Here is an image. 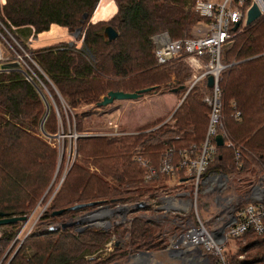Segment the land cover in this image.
I'll return each mask as SVG.
<instances>
[{
	"label": "trees",
	"instance_id": "trees-1",
	"mask_svg": "<svg viewBox=\"0 0 264 264\" xmlns=\"http://www.w3.org/2000/svg\"><path fill=\"white\" fill-rule=\"evenodd\" d=\"M99 1L3 3L4 15L16 27L32 25L35 32L47 31L53 24L69 30L81 27L79 47L60 40L32 48L34 59L51 81L43 77L49 92H54L51 93L54 100H60L58 91L66 104L75 108L96 102L108 90L135 91L152 86L151 90L157 91L162 85L169 86L174 79L171 80V73L176 85H185L189 74L185 63L178 57L158 63L151 36L159 30H167L172 37L189 34L190 28L202 18L194 10L195 0H114L117 9L109 19L89 21ZM248 4L249 1L245 6ZM84 12L88 17L83 18ZM263 19L264 14L246 26L237 25L231 45L223 51V60L232 63L222 70L219 78L221 121L227 141L233 144L217 145L208 170L234 176L251 171L256 165L264 170V57L260 55L264 39L255 32ZM107 24L117 31L116 38L110 40L104 35ZM207 86L208 80H204L187 91L174 110V125L165 122L149 129L150 123L135 134H83L85 128L78 114V156L53 192L50 208L39 218V222L49 226L32 229L16 247L13 238L18 221L5 224L0 236V258L12 243L9 249L12 254L5 264H111L122 259L130 248L149 250L161 246L154 223L140 215H134L130 227L125 229L129 232L126 242L115 245L107 256L91 254L99 252L112 231L96 227L75 230L78 224L51 228L50 224L61 223L67 217L108 202H138L141 204L138 208L143 210L141 199L150 193L151 182L170 176L160 171L163 162L176 165L182 149L198 148L205 140L210 106L202 99V92ZM185 90L186 86L179 91ZM48 98L21 71L0 70V210L10 215L31 210L42 194L51 193L61 173L56 167L57 147L39 135L55 136L58 129V116ZM47 104L48 111L42 120ZM236 111L238 116L234 115ZM30 124L37 125L38 133L28 130ZM138 142L139 153L149 160L148 167H142L134 158L132 149ZM236 149L240 155L235 157ZM63 163L65 155L60 160V165ZM150 168L156 172L150 180L145 179ZM92 200L101 202L52 214L55 209ZM260 203L264 209V200ZM244 236L249 238L238 252L230 255V259L225 255L229 264H264V230L257 232L250 227ZM242 252L246 254L244 259L238 256Z\"/></svg>",
	"mask_w": 264,
	"mask_h": 264
},
{
	"label": "built area",
	"instance_id": "built-area-1",
	"mask_svg": "<svg viewBox=\"0 0 264 264\" xmlns=\"http://www.w3.org/2000/svg\"><path fill=\"white\" fill-rule=\"evenodd\" d=\"M247 1H249V4L245 6ZM254 1L257 2L263 12L264 0H195L194 9L202 17L194 25V32L196 34L172 37L167 30H159L151 36L153 52L158 63L178 57L182 59L189 69V78L185 81L184 85L186 86V91L182 99L192 86L208 80L210 75L213 77V84L207 86L208 89L202 92V99L210 106L205 140L198 148L185 147L182 149L181 159H179L176 165L164 161L160 168L161 172L170 175L169 178H174L176 183H187L191 185L189 189L191 195L183 202L182 209L176 210V213L180 214L172 217L173 222L182 220L180 217L183 214L181 213L189 208V204L194 205L193 217L190 221H186V224L181 227V230L178 233H174L169 238L168 243L164 245L167 251L166 253H169L168 256L172 260L164 263L157 259L156 261L152 259L146 264H169L175 258L181 264H229L223 251L225 241L242 237L244 232L250 227L257 232L264 230V209L260 203L264 199L249 200L241 204V206L236 207L235 210L227 211L223 219L220 215L216 216L213 222L209 224L206 223L205 219L200 217L201 215L195 206L196 194L200 186L205 184L206 190L216 189L219 191L221 185L224 183L226 175L224 172L207 169L208 164L212 161L213 155L217 150V144L213 139L217 133L222 134L224 143L227 145L233 144L227 141V134L221 121V90L219 87V78L222 70L232 63L223 60V51L224 45L233 39V25L236 22H238V25L244 23L247 10ZM4 2L5 0H0V70L10 71L17 69L23 73L24 78L33 83L38 89H47L43 77L48 81L50 79L32 54V48L42 46L44 44L43 39L45 38H40L38 35L39 32H35L32 25H25L23 27L12 25L3 13L2 6ZM260 55L264 57V51ZM58 96L60 100L64 101L60 94ZM234 115L238 116L239 111H236ZM66 124L68 125V121H66ZM108 127L109 129L102 132V134L99 132L89 134L124 136L139 132L137 130L121 129L119 122L115 119L108 120ZM76 135L78 136L80 133L77 131ZM238 151L236 149L235 157L240 155ZM134 158L139 161L142 167H148L149 160L139 152L134 154ZM73 160L69 161L67 156H65V171ZM155 172L156 170L154 168H150L145 174V179L150 180ZM207 173L208 175H205ZM155 182L157 181L155 180ZM186 192L188 193V190ZM170 199H163V208L165 206H171L172 202L174 204L176 203V205L180 203L179 199H176L177 202L173 198L171 202ZM137 203H130V206L134 207ZM102 204H99L98 208L108 210L115 208V210H122L127 205L114 204V208L111 209L108 205L102 206ZM125 218L129 221L125 227L129 228L133 216ZM128 235L129 232L126 231V238H128ZM114 236L115 234L113 233L112 240H114ZM15 238L18 237L15 236ZM108 243H111V240ZM144 252L152 251L137 250L130 258H127V263L139 264L138 258ZM208 257H211L210 261Z\"/></svg>",
	"mask_w": 264,
	"mask_h": 264
},
{
	"label": "rangeland",
	"instance_id": "rangeland-1",
	"mask_svg": "<svg viewBox=\"0 0 264 264\" xmlns=\"http://www.w3.org/2000/svg\"><path fill=\"white\" fill-rule=\"evenodd\" d=\"M116 9H117V5L114 0H100L95 7V10L93 12V17L92 15L90 17L88 16L87 17L88 19L92 18V20H98V19L107 20L113 15ZM262 14H264V11L262 12ZM243 24H244L243 26L247 25L245 23V20ZM58 25L59 24L56 25L57 27L53 26L52 29L50 28L47 31L38 33L40 38L44 36L46 37L45 39H43L44 44L42 45L52 44L57 41H60V39L66 40L69 43H75V46L77 47L81 45L80 30L77 33H73V31H75L76 28L69 30L66 26L60 25L59 27ZM194 30H195V26L193 25L190 28L189 35L196 34ZM58 31L61 32L60 39L58 37L59 40L57 39V35L60 33ZM255 32L258 33L260 38L264 39V19L257 24V26L255 27ZM22 38L24 37L22 36ZM171 74H172L171 80L173 78L174 79L172 80L171 83H169V86L170 87L178 86L176 85L175 75L173 73ZM188 78H189V74L187 75L184 81H186ZM169 86L166 87L165 85H162V87H160L157 90V92L159 93L157 96H152L151 93H149L152 92V90H149V92L146 91L149 93L150 98L149 99L143 98L140 105H138L136 108H134V106H131V104H124L122 106H120L119 104L114 105V103L118 101L117 99H115V101H113L111 104L102 105V106H97L95 102L83 103L73 109L74 113L72 111V108L70 109L65 101L59 100L57 102L52 97L51 95L52 92L50 93L48 89H44V91L47 93L49 97L47 99V102L51 103L50 105L53 106L54 111L58 116L57 119L58 129L55 133V136L47 137L44 134L43 135L39 134V135L43 139L48 140L50 144L57 147L58 157L60 160L62 158V155H65L67 156L69 161H71L76 156H78L77 139H76L77 137L76 133L78 131L76 129V119L78 114L80 116L79 119L81 120V125L83 128H85V132H83V134H89L94 132H99L102 134V132H105V130L109 129L108 127L109 119H115L116 121H118L121 129L139 131L140 127H145V125H150V124H142V123H145L146 121L152 119L154 116H156L158 112H160V115L156 116V118L153 119L154 121L152 122V126L149 129L157 127L158 125L165 122L174 125L176 119L173 114L174 110L183 100L182 96L185 94L186 90L184 92L178 90L179 92L174 91L175 93L169 94L168 93L170 92ZM52 87L56 91L55 86ZM50 90L53 91L52 88ZM146 92L142 93L140 96L144 95ZM163 93H167V94H163ZM130 99H134V98H130ZM45 111H46V106L43 110V114L45 113ZM66 121H68L67 126L65 124ZM28 127H29L28 130H31L34 133H38L37 125L30 124L28 125ZM173 128H175V126H173ZM58 132L60 135L58 134ZM56 134L58 135L56 136ZM178 134L180 133L178 132ZM140 150H141V145L139 144V142L135 143L132 152L135 154L137 152H140ZM59 159H58V165H56V167L58 166V168H60L61 173L57 178V181L54 182L53 185L54 189L51 191V193L48 196H44L43 194L41 195V197L38 199V201L32 207V209L26 212L28 216L27 219L19 220L17 222V226L15 228V236L18 238H15V236L13 238V242H15L14 244L16 245V247L20 245L24 237L32 229L40 230L43 228L45 229V227L49 226V224L47 223L39 222V218L43 214V211L45 209L48 210V208H50L51 196L55 191V189L58 187L59 181L61 182V177L65 172V167H64L65 163L60 165ZM77 159L79 160L78 157ZM225 174L226 175H225L224 183L223 185H221V189L219 191H217L216 189L206 190L205 184L203 186H200L199 190L197 191L195 206L198 210V213L201 215L200 217L202 219H205L206 223L208 224L212 223L213 220L218 215H220L223 219L225 217L224 214L227 211H231L232 209L235 210V208L241 206L243 202H247L249 200H254V199L255 200L264 199V170H260L259 167H257V165L254 166L253 170L244 171L239 174L237 173L235 174V176L234 174H230V173H225ZM205 175H208V173ZM169 179L166 178L165 180H160V181L157 180V182L155 181L151 182L152 184L150 185H152V187H150V193H147L143 197V199H141V201L143 202L142 205V207L144 208L143 210L141 208L139 209L130 206V203H132V201L117 203L118 205L127 204L124 206L122 210H118V209L115 210L116 208L113 209L114 204L108 202L102 204V206L108 205L109 208L113 210L102 208L92 213H88V215L86 216L84 215L79 216L82 214L80 213L75 217H70V218L67 217L66 220H73L75 218L81 219L78 226H75V230L81 229L83 227H96L98 229H105L112 231L115 234L114 240L111 239V237L113 236V233L111 232V236L103 243L102 248L99 249L100 253L94 252L91 254V256L98 254L100 256H107L109 253L113 251L115 245H123L127 240L125 236L127 227H125V225H127L129 221L125 217L140 215L144 219L151 220L154 223L153 225L155 226V235L157 239H160V241H162L161 246H157V248L149 249V251L152 252H147L148 255L146 256V258L149 259L147 263H149L152 259L153 261H156L157 259L160 262L168 263L172 259L168 256L169 253L168 254L166 253L167 251L165 250L164 245L168 243L169 238L174 233H178V231L181 230V227L186 224L185 223L186 221H190L192 219L194 213V205L189 204V208L181 213L183 214L180 217L182 218V220L180 221L176 220L173 222L172 217L180 214V213H176V210H181L183 206L182 205L183 202L187 199L188 196L191 195L189 192L191 185L187 183L185 184L176 183L175 179L172 177H170ZM187 190L189 194L186 192ZM167 198H171L170 199L171 202H172V198L176 202H177L176 199H179L180 203L176 205V203L174 204L172 202L171 206L168 207L165 206V208H163L162 207L163 199L167 200ZM97 207L98 206H96L95 208ZM4 225L5 224L0 225V229H1L0 236L2 235V229L4 230L3 227ZM58 225H59L58 222H53L50 224V227L52 228ZM19 231H21L20 234ZM248 238L249 236L243 235L242 237L236 239H229L224 242L225 244H223V251L225 255H227L228 259H230L229 258L230 255L238 252L240 247H242L245 244ZM110 240L111 243H108L110 242ZM11 245L12 243H10V245L6 248V251L1 256L0 264H5L8 262L12 254L11 252L9 253V249L11 248ZM31 251L32 250L29 249V252ZM136 252L137 250H133L131 248L128 249V251H126V253L124 254V257L116 261L117 262L116 264H128L127 258H130L132 254ZM245 255H246L245 252L238 254V256L242 259L245 258ZM208 259L210 261L211 257H208ZM169 264H181V263L178 259L175 258L174 261L170 262Z\"/></svg>",
	"mask_w": 264,
	"mask_h": 264
},
{
	"label": "water",
	"instance_id": "water-1",
	"mask_svg": "<svg viewBox=\"0 0 264 264\" xmlns=\"http://www.w3.org/2000/svg\"><path fill=\"white\" fill-rule=\"evenodd\" d=\"M261 14H262V11H261V8L258 6L257 2L256 1L252 2L251 5L249 6L248 10H247L245 23L248 24V23L252 22L256 18H258ZM86 17H87V12H84L83 13V18H86ZM92 17H93V13H92ZM89 21H96V20H92V18H91V19H89ZM237 25H238V22H236L233 25L232 28L236 29ZM80 28H81L80 26L77 27L75 29V31H73V33H77L80 30ZM103 32H104V35L110 40L116 38V36L118 35V33L115 30V28L112 25H110V24L105 25ZM231 43H232V41L227 42L224 45V49L229 47L231 45ZM208 83H209V85L213 84V77L211 75L208 77ZM183 87H184V85L180 84L178 86L172 87L170 89V91H175L176 92V91L182 89ZM151 89H152V86L142 87V88H139V89H137L135 91L108 90L106 93H104L101 96V98L99 100H97L95 102V104L97 106H102V105H108V104L112 103L115 99L137 98L142 93H144L146 91H149ZM58 94H60V93L58 92ZM47 111H48V104L46 106V111H45V113H44V115L42 117V120L44 119ZM41 125H42V121H41ZM214 139H215V142H216L217 145H223L224 138H223L221 133H217L214 136ZM100 202L101 201H98V200H92V201H88V202H78V203H74V204H72L70 206H67V207L55 209V210L52 211V214H59L62 211H64L65 209H75V208H79V207L86 206V205L97 204V203H100ZM140 205H141L140 203H137L134 207L138 208ZM99 209L100 208L97 207L95 209L86 211V212L82 213L79 216H82V215L86 216V215H88V213H92V212H94L96 210H99ZM27 217H28L27 214H13V215H10V214L0 210V225L1 224H8V223H11V222H17L19 220H24V219H27ZM80 221H81L80 218H75L73 220L62 221L59 224H61L62 227H67L69 225L79 224Z\"/></svg>",
	"mask_w": 264,
	"mask_h": 264
},
{
	"label": "crops",
	"instance_id": "crops-1",
	"mask_svg": "<svg viewBox=\"0 0 264 264\" xmlns=\"http://www.w3.org/2000/svg\"><path fill=\"white\" fill-rule=\"evenodd\" d=\"M115 11V10H114ZM96 19H98V18H96ZM57 24H53L50 28L52 29V27L54 26V27H57L56 26ZM59 27H60V25H58ZM44 32V31H43ZM58 32H60V31H58ZM257 35H258V33H256ZM60 35H61V32L57 35V39H58V37H59V39H60ZM43 38H46L45 36L43 37ZM58 39V40H59ZM56 40V39H55ZM61 40V39H60ZM149 93H151V95L152 96H157L159 93L157 92V91H152V92H149ZM149 93L148 92H146L144 95H142V96H139V97H137V98H134V99H130V98H128V99H117L118 101L116 102V103H114V105L115 104H119L120 106H122V105H124V104H131V106H134V108H136L138 105H140V103L142 102V100H143V98H145V99H149L150 98V95H149ZM169 94H172V93H175L174 91H170V92H168ZM163 94H167V93H163ZM175 98V97H174ZM127 100V101H126ZM129 100V101H128ZM115 101V100H114ZM111 104V103H110ZM172 106V105H171ZM167 112V111H166ZM164 114H165V111H164ZM158 115H160V112H158L157 114H156V116H158ZM156 116H154L152 119H150V120H148V121H146L145 123H142V124H150V123H152L154 120L153 119H155L156 118ZM122 121V120H121Z\"/></svg>",
	"mask_w": 264,
	"mask_h": 264
},
{
	"label": "flooded vegetation",
	"instance_id": "flooded-vegetation-1",
	"mask_svg": "<svg viewBox=\"0 0 264 264\" xmlns=\"http://www.w3.org/2000/svg\"><path fill=\"white\" fill-rule=\"evenodd\" d=\"M133 250H139V249H133ZM143 251H149L148 249H140ZM148 255V253H143V255L141 254V257L138 258L139 264H146L148 259L146 258V256ZM117 262H113L112 264H116Z\"/></svg>",
	"mask_w": 264,
	"mask_h": 264
}]
</instances>
